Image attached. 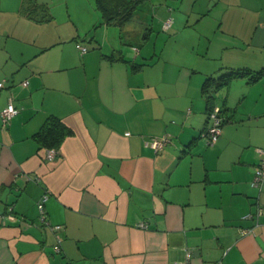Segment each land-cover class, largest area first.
Segmentation results:
<instances>
[{
    "label": "crops",
    "instance_id": "1",
    "mask_svg": "<svg viewBox=\"0 0 264 264\" xmlns=\"http://www.w3.org/2000/svg\"><path fill=\"white\" fill-rule=\"evenodd\" d=\"M36 1L50 18L0 2V112L18 110L0 113V264H264V73L215 90L221 135H201L204 80L264 68V0H141L120 25ZM49 115L71 130L53 159L33 138Z\"/></svg>",
    "mask_w": 264,
    "mask_h": 264
},
{
    "label": "trees",
    "instance_id": "2",
    "mask_svg": "<svg viewBox=\"0 0 264 264\" xmlns=\"http://www.w3.org/2000/svg\"><path fill=\"white\" fill-rule=\"evenodd\" d=\"M140 2L141 0H95V6L101 13L102 23H116L120 25L131 17L133 11ZM38 13L39 16H37ZM28 14L38 20L51 17L49 7L46 4L38 3L36 0H31ZM132 65L135 67V64ZM262 73H264V68L256 72L236 69L222 72L218 76H208L201 87L207 101V110H210L213 106V92L221 85L227 83L232 77L247 75L251 81H255ZM223 121L222 117V124ZM70 133L71 130L59 117L49 115L40 128L33 134V138L36 140L39 147L57 150L64 138Z\"/></svg>",
    "mask_w": 264,
    "mask_h": 264
},
{
    "label": "built area",
    "instance_id": "3",
    "mask_svg": "<svg viewBox=\"0 0 264 264\" xmlns=\"http://www.w3.org/2000/svg\"><path fill=\"white\" fill-rule=\"evenodd\" d=\"M169 20L166 21V25L169 24ZM80 52L84 53L87 49L84 46H79ZM28 81L25 80L22 82V85H27ZM5 85V80L0 81V88H2ZM18 112L15 105L9 101L5 108L1 110V118L3 124H6L8 120H10L16 113ZM222 130V114H221V108L218 105H213L210 110L207 112V125L202 130L201 135L205 138L206 143L209 145L214 144L218 138L221 135ZM170 142L169 137L166 135L161 137H150L146 144L149 145L151 148H153L155 151L162 150L164 146ZM260 159L258 162L257 167L254 170V174L252 177V180L250 182L251 186L258 187L262 185V182H264V148H258ZM56 155L55 149H48L46 153V157L48 159H53ZM47 198V193H44L40 199L37 201V209L40 215V219L45 222V208H44V202ZM262 211V208L257 207L256 214L253 215L251 213L244 214V218H252L253 216L258 215ZM142 225V224H140ZM51 228L53 230H59L60 226L55 224L52 225ZM242 233L251 232L248 228H242L240 229ZM53 249L55 252H59L60 247V238L57 237L56 244L53 246ZM187 264V263H183Z\"/></svg>",
    "mask_w": 264,
    "mask_h": 264
},
{
    "label": "rangeland",
    "instance_id": "4",
    "mask_svg": "<svg viewBox=\"0 0 264 264\" xmlns=\"http://www.w3.org/2000/svg\"><path fill=\"white\" fill-rule=\"evenodd\" d=\"M88 1L89 0H50V3L53 5V8H55V10H56V12H54L55 15H56L55 17H57V19H59L60 17L58 18L59 15H57V13L59 14L60 11H62L63 14L65 15L66 14V9H65L66 4H68L73 11H77L79 9V12H80L81 9L84 7V5H86L88 3ZM0 2H2V3L3 2L4 3L5 2H12V0H0ZM54 25H57V26H54V27H59L60 21L57 20ZM111 29H112V27L110 28L109 31L112 32ZM108 34L113 35V32L112 33L109 32ZM149 44H147V47H149ZM86 46L89 47V45L87 43H86ZM125 47L127 48L129 46L126 45Z\"/></svg>",
    "mask_w": 264,
    "mask_h": 264
}]
</instances>
